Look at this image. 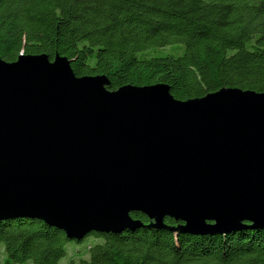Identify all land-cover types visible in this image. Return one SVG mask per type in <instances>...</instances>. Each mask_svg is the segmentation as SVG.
<instances>
[{
  "label": "water",
  "instance_id": "water-1",
  "mask_svg": "<svg viewBox=\"0 0 264 264\" xmlns=\"http://www.w3.org/2000/svg\"><path fill=\"white\" fill-rule=\"evenodd\" d=\"M71 63L0 58V221L38 220L76 242L144 227L133 213L178 235L264 230V93L111 91Z\"/></svg>",
  "mask_w": 264,
  "mask_h": 264
},
{
  "label": "trees",
  "instance_id": "trees-1",
  "mask_svg": "<svg viewBox=\"0 0 264 264\" xmlns=\"http://www.w3.org/2000/svg\"><path fill=\"white\" fill-rule=\"evenodd\" d=\"M38 55L67 58L77 77L105 76L111 91L163 84L179 101L264 93V0H0V58ZM131 216L144 227L92 233L103 241L68 264H264V230L178 235ZM68 242L80 243L38 220L0 221L4 264H59Z\"/></svg>",
  "mask_w": 264,
  "mask_h": 264
},
{
  "label": "rangeland",
  "instance_id": "rangeland-1",
  "mask_svg": "<svg viewBox=\"0 0 264 264\" xmlns=\"http://www.w3.org/2000/svg\"><path fill=\"white\" fill-rule=\"evenodd\" d=\"M103 240L102 238H97L95 236H88L82 242L75 243V242H68L66 244L67 249V256L63 258L59 264H68L72 255L78 251H86L89 246L101 243ZM6 258V254L4 252V246L0 245V264H4Z\"/></svg>",
  "mask_w": 264,
  "mask_h": 264
}]
</instances>
